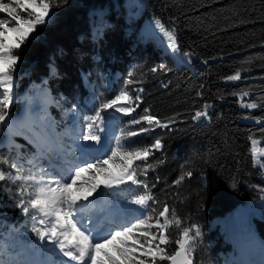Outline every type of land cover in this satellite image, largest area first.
Segmentation results:
<instances>
[{
    "label": "trees",
    "instance_id": "16d2710c",
    "mask_svg": "<svg viewBox=\"0 0 264 264\" xmlns=\"http://www.w3.org/2000/svg\"><path fill=\"white\" fill-rule=\"evenodd\" d=\"M55 3L60 6L51 9L47 22L37 25L16 50L14 89L21 82L46 77L45 87L51 95L64 99L70 107L80 106L83 115L91 114V108L115 92L140 91L139 109L116 122L115 137L148 128L136 136L122 137L121 144L143 148L159 140L162 148L153 149L147 161L151 167L145 168L144 161L134 164L136 178L148 187L126 188L124 199L148 191L159 202L153 205L158 211L165 203L174 209L182 225L168 229L171 240L178 239L184 227L198 228L193 264L225 261L226 252L236 249L233 232L227 236L212 221L237 207L246 212L241 228L264 245V0ZM134 7L140 9L137 18L131 17ZM144 17L175 30L179 47L175 56L153 41L138 39ZM0 18L11 20L6 13H0ZM176 59L177 63L190 62L176 65ZM153 68L157 71L152 72ZM108 72L118 74L111 85H106ZM237 72L241 79H227ZM85 83L92 89L87 90ZM89 99L88 110L83 101ZM251 104L256 107L247 106ZM197 111L208 115L195 119ZM16 112L14 107L8 111L10 115ZM51 113L56 116L55 110ZM145 115L168 126H150L141 119ZM134 120L141 123L134 124ZM20 131L25 141L14 137L17 146L0 144V171L6 175L0 181V229L18 222L21 210L17 205L23 200L26 184L33 182L25 178L35 174L24 162L33 151V137ZM253 151L260 156V166L255 165ZM189 171L190 177L175 183ZM17 176L21 179H15ZM240 242H236L238 248ZM175 247L174 243L167 246L169 252Z\"/></svg>",
    "mask_w": 264,
    "mask_h": 264
},
{
    "label": "snow or ice",
    "instance_id": "6c2138e0",
    "mask_svg": "<svg viewBox=\"0 0 264 264\" xmlns=\"http://www.w3.org/2000/svg\"><path fill=\"white\" fill-rule=\"evenodd\" d=\"M59 6L55 0H0V13H6L7 17L11 18V20L0 18V89L3 90L0 92V126H7L10 120L7 109L13 102V74L19 59L16 50L20 49L36 31L37 25L47 22L51 9ZM21 12L27 13V16H22ZM12 21L15 23L12 24ZM156 25L167 39L172 51L179 52L175 30H167L159 21ZM151 71L156 72L157 69L153 68ZM227 79L239 80L241 74L237 72ZM133 99L140 100V96L133 98L128 91H121L113 99L101 103L94 114L82 117L85 131L78 138L91 143L81 146V156L78 157L80 163L70 166L67 174L53 176L47 169H41L42 175L39 179L35 176L25 178L34 182L35 189L28 193L29 199L26 203L21 200L17 206L35 221L32 231L37 234L39 240L41 242L47 240L54 245L53 249H41L59 257L52 264H66L64 257L67 261H75L76 264H163L165 261L168 264H193V245L200 236L199 229H194V226L184 227L179 233V238L171 240L168 229L173 224L178 229L181 228L182 221L175 217L174 209H170L166 203L162 210L158 211L153 205L159 202L148 191L136 195L130 201L139 207L127 209L132 219L117 228L101 229L92 217H89L92 227H88L84 222L82 215L84 210L96 202L90 201L89 197L93 193H98L101 186L113 190L130 181L132 185H143L145 189L148 187L136 178L134 164L137 161H144L145 168L151 167L147 161L153 154V149L162 148L161 142L156 140L152 146L143 148L121 144L122 137L136 136L147 132L148 128H141L139 132L122 133L121 137L114 136L115 147L106 146L100 135L110 126V117L106 118L102 113L112 110L129 114L134 109L121 106V102L127 104ZM247 106L256 107L255 104ZM207 115L206 111H197L194 118ZM141 119L150 126L154 124L168 126L151 115H145ZM132 123L139 124L141 120H134ZM36 144L38 154H43L45 148L47 151L60 150L58 145L49 144L44 138H38ZM253 158L255 161V151ZM12 167L17 166L13 164ZM191 175L190 171L186 172L175 183L180 184L186 176ZM5 179V173L0 171V181ZM15 179L21 177L17 176ZM96 199L99 200V195ZM170 243L176 246L172 252L167 248ZM55 248L59 249V254L55 252ZM0 264L29 262L0 258Z\"/></svg>",
    "mask_w": 264,
    "mask_h": 264
},
{
    "label": "rangeland",
    "instance_id": "374dc122",
    "mask_svg": "<svg viewBox=\"0 0 264 264\" xmlns=\"http://www.w3.org/2000/svg\"><path fill=\"white\" fill-rule=\"evenodd\" d=\"M27 14V13H26ZM140 14V9L138 7H134L131 12V17L132 18H137ZM156 20L151 17H144L142 18L139 26V31L136 34L138 39L141 41L145 40H150L156 43L160 48L163 49V51L168 52L169 54L175 56L176 52H173L172 49L169 47V43L167 39L164 37V35L159 31L157 25H156ZM184 58H188V56H184ZM189 61L186 62H180L176 59V65H179L180 63H189ZM118 74L115 72H108L105 76L106 80V85H111L112 82L117 78ZM45 81L46 77H38L36 80H29L25 82H21L19 84L20 88L19 89H14L13 92V102L7 109L9 111L12 107L17 108V112L13 115L9 114L10 120L7 124V126H0V137L2 141L0 144L4 147H11L13 145L17 146L18 142L14 140V137H19L20 140L25 141L20 137V130H25L29 132L32 137H34L33 142L30 143L32 147H34L31 155H29L28 158L24 159V162H26L28 165H35V169H38L36 175H34L38 179V175H41V169H47L50 173V175L57 176L60 174H67V169L75 164L80 163L78 160V157L81 156V142L83 143H91V142H84L81 139H79V136L81 135L83 131H85L84 128V121L82 120V117L85 116L82 114V110L80 106H71L66 103V101L60 97L54 98L51 93L47 90L45 87ZM86 86L87 90L92 89L88 83L84 84ZM40 91L43 95V106L40 112H38L36 109L38 108H31L30 111L28 110V104L33 103L34 105L38 106L35 104L33 101L34 99L31 98V95L35 96V94ZM121 91L115 92V94L109 98L113 99L116 95H118ZM129 95L132 96L133 98L137 95L140 94V91H135V90H129ZM108 99V100H109ZM92 102L91 99L89 100H84L83 104L84 106L89 110L91 108L90 103ZM98 103V102H97ZM139 100L133 99L132 102L125 104L124 102H121V106L124 107H130L134 109L129 114H124V113H113V112H107V113H102L105 115L106 118L110 117L109 120V127L106 129V132L100 133L102 136V139L105 142L106 146H111L115 147L113 137L116 135V128L115 124L119 120H121L124 117L132 116L139 108ZM99 107V104H97L94 108L90 109L89 115L94 114V111ZM25 109L28 111L27 117H24L26 112ZM51 109L55 110L56 116L53 117L51 113ZM70 116L68 119L71 122V128L72 130H66V127L61 124L60 121L63 119L65 122L67 121V116ZM23 116V117H22ZM56 118V119H55ZM33 123V125H30L29 123ZM81 123V124H79ZM57 126H59V129H57ZM37 127L40 129H43L54 141L52 142L54 145H58L59 148L61 149V152L65 155L63 158V162L66 164L63 165L61 163V159L58 158V155L55 156L54 152L55 151H48L45 152L46 150L43 151V156L45 155L47 158L46 159H36V156L38 155V149H37V144L36 141L38 138H44L46 139V136L42 134V137L37 135L33 128ZM76 137V138H75ZM47 140V139H46ZM47 142L50 144V142L47 140ZM96 147H99V145H96ZM60 152V150H59ZM60 152V153H61ZM40 155V154H39ZM42 156V154H41ZM255 165L260 166V156L256 155L255 159ZM34 167V166H33ZM38 167V168H37ZM45 167V168H43ZM87 179V176L85 177ZM137 185H132L131 182L129 181L127 184L121 185L117 189L113 190H106V199L110 201V204L112 205L111 209L112 212H117L120 207L124 208L121 216V220L118 222L117 225L112 226V228H117L121 224L129 221L132 219V216L128 213L127 209H137L139 206L131 204L130 202L127 203L126 205L120 203V199L124 198L126 196V191L125 189H133ZM35 189V184L34 182L29 183V185L25 186V190L23 193V201L25 202L27 199H29L28 193L34 191ZM101 192V188L98 190V193H93L94 196H97ZM101 198V197H100ZM120 206V207H118ZM95 211L97 210V205L96 208L93 206ZM106 209L109 211L111 209L106 208L104 204H102V207L99 209L101 213H105ZM87 214L89 216H92L91 213H94L92 208H87L85 209ZM97 213V211H96ZM24 213L21 211V217L18 220V223L16 224L17 227L19 228L17 232L12 228V224H8L9 228H5L4 231L0 233V235L4 239V243L6 246L10 242L14 240V237L9 236L10 233H16V235L22 236V240L25 243H28L31 245V247L38 245L40 248H43L44 243H47V240L44 242H41L39 240V237L35 232L32 231L33 224L35 221H33L31 218L27 221L26 226H24L25 220L23 218ZM117 215V214H115ZM96 219L98 216L95 217ZM245 218H246V212L240 207L235 208L232 212H230L226 217L220 218V219H214L212 221V226L217 227V228H222L226 235L228 236L231 232H233V239H232V245L235 250H228L226 252V259L225 261H220L219 263L216 264H264V245L256 238H254V235L251 231H245L241 228L240 225H244L245 223ZM95 221V219L93 220ZM89 221H87V224ZM1 225V224H0ZM101 229H105V225L98 226ZM10 230V231H9ZM233 230V231H232ZM231 236V235H230ZM229 236V237H230ZM18 237V236H16ZM244 238V240H241ZM241 240V242H240ZM240 242L241 247H237V243ZM45 248L47 249H52L54 248V245L52 247L50 245H46ZM238 248V249H237ZM58 249V248H55ZM250 254H253V256H250ZM235 256V259H234ZM231 260H235L236 262L231 263Z\"/></svg>",
    "mask_w": 264,
    "mask_h": 264
},
{
    "label": "bare ground",
    "instance_id": "6f19581e",
    "mask_svg": "<svg viewBox=\"0 0 264 264\" xmlns=\"http://www.w3.org/2000/svg\"><path fill=\"white\" fill-rule=\"evenodd\" d=\"M31 98L32 99H34V103L35 104H37L38 106H40V107H37L36 105H34L33 103H29L28 104V110L30 111V109L31 108H38V109H36L38 112H40V110L42 109V106H43V102H42V100H43V95H42V93L40 92V91H38L36 94H35V96L33 95V93H32V95H31ZM111 112H113L114 113V111H112V110H110ZM24 112H26L25 113V115H23L24 117H27V114H28V111L25 109V111ZM115 113H117V112H115ZM118 114V113H117ZM22 116V117H23ZM67 117V121L65 122L63 119L60 121V125L61 124H63L65 127H66V130H72V128H71V122L69 121L70 119H68L70 116H68V115H66ZM56 119V118H55ZM34 123V122H33ZM33 123H29L30 125H33ZM79 124H81V123H79ZM57 129H59V126H57ZM39 136H41L42 137V135H39ZM46 136V135H45ZM75 136H80V135H75ZM76 138V137H75ZM46 139L50 142V144H52L51 143V141H50V139L46 136ZM85 143H83V142H81V145L80 146H82V145H84ZM45 150H46V148H45ZM45 152H48L47 150L45 151ZM53 152V151H52ZM60 152H61V149H60ZM59 151H55L54 152V154H55V156L56 155H58V158H60L61 159V163L63 164V165H65L66 163L65 162H63V158H64V154H63V152H61L60 153ZM46 159L47 157L44 155L43 156V154H42V156H41V154L39 155H37L36 156V159L37 160H39V159ZM49 172V171H48ZM58 175V174H57ZM106 190L107 189H104L103 188V186H101V192L98 194L99 195V199L101 200V198L100 197H103V195L106 197ZM101 193H102V195H101ZM104 193V194H103ZM97 198V196H94V195H92V196H90L89 197V200L90 201H94V200H97L96 199ZM106 199V198H105ZM106 201H107V199H106ZM99 202H101L100 203V205H102V204H104V206L107 208V205H106V203H104L103 201H99ZM101 208V206H99V209ZM122 210V209H121ZM120 209L117 211V212H110L108 209H106V211H105V214L104 213H101V217H99L98 219H96V218H94L93 216H92V218H93V220L95 219V223H97L98 224V226L100 225V226H102V225H104L105 224V229H107V228H112V226H115V225H117L118 224V222L121 220V217H120V219H117V215H118V213H120V215H122V214H124V212H122ZM113 213V214H112ZM115 214H117V215H115ZM90 216H88V218H89ZM89 220V219H88ZM88 225H90V227H92L93 226V224L92 223H88ZM252 236H254V238H256L257 239V237L255 236V235H252ZM17 239H22V236H18L17 237ZM15 243V241L14 242H10L9 244L10 245H13ZM46 245H52V244H50V243H44V246H43V248H40L38 245H35V246H33V247H31V245L29 244V246L31 247L30 249H34L35 247H36V250H39V251H41V249H45V246ZM3 246H5V244H3ZM52 247V246H51ZM13 248V247H12ZM15 248V247H14ZM50 249V248H49ZM44 253H46L47 251H43ZM57 254H59L57 251H55ZM2 256H1V258H3V259H5V260H7V254H1ZM4 255V256H3ZM47 256H48V258L49 259H52L53 260V262L57 259V258H59L58 256H52L49 252H47ZM37 259V258H36ZM64 260H67L66 258H63ZM44 260V259H43ZM43 263V264H46V262H44V261H40L39 259H37L36 261H35V264H37V263ZM72 263H70L69 261L68 262H66V264H76V262L75 261H71Z\"/></svg>",
    "mask_w": 264,
    "mask_h": 264
}]
</instances>
